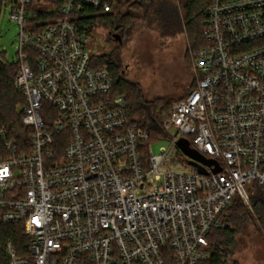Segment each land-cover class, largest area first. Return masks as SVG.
<instances>
[{
	"label": "built area",
	"instance_id": "obj_1",
	"mask_svg": "<svg viewBox=\"0 0 264 264\" xmlns=\"http://www.w3.org/2000/svg\"><path fill=\"white\" fill-rule=\"evenodd\" d=\"M36 0H0L20 26V144L0 125V224L20 225L9 264H201L209 234L236 197L264 194V0H207L204 44L191 49L195 87L172 105L161 154L115 95L107 66L75 22L114 1L63 0L33 21ZM192 48V47H191ZM214 160L202 175L179 142ZM257 185L254 194L248 188Z\"/></svg>",
	"mask_w": 264,
	"mask_h": 264
},
{
	"label": "trees",
	"instance_id": "obj_2",
	"mask_svg": "<svg viewBox=\"0 0 264 264\" xmlns=\"http://www.w3.org/2000/svg\"><path fill=\"white\" fill-rule=\"evenodd\" d=\"M109 1H114L113 13L87 9L83 14L75 16L74 20L78 27L89 38L94 31L102 28L121 32L120 36L123 40V33L128 30L129 24L136 22L142 12H145L146 19L159 22L164 28L169 24V16L165 12L152 11L155 0ZM171 1L176 3V0ZM127 4H129L128 10L122 12L120 9ZM180 4L182 31L186 32L191 47L198 49L204 44L202 32L207 0H182ZM62 5L63 0H36L30 9L33 11L34 20L52 22L61 17ZM133 8H137L136 12ZM2 10L3 4L0 2V14ZM97 61L100 66L109 67L114 80L113 93L127 98L132 122L148 134V141L142 145L143 151L151 141L166 138L167 132L164 128L166 117H163V112L168 109V104L160 105L158 101L145 99L139 86L130 83L122 76L119 61L114 55L107 58L97 57ZM18 72V64L9 65L0 58V125L8 129L10 137L24 144L28 140V130L23 125L22 113L18 111L25 102L24 95L15 87ZM254 201L252 213L239 197L235 198L233 205L223 213L221 226L213 229L209 234L210 257L201 264H232L230 259L234 256L238 236L245 234L252 222L264 226V194L259 192ZM9 240L14 242L21 256L27 252L29 239L24 236L23 228L20 225L0 224V264H9L5 254V243Z\"/></svg>",
	"mask_w": 264,
	"mask_h": 264
},
{
	"label": "rangeland",
	"instance_id": "obj_3",
	"mask_svg": "<svg viewBox=\"0 0 264 264\" xmlns=\"http://www.w3.org/2000/svg\"><path fill=\"white\" fill-rule=\"evenodd\" d=\"M181 1L176 0V4L171 0H155L153 3L152 11H163L169 16V24L165 28L159 22L146 19L145 12H142L136 22H130L121 43L116 41L121 32L99 28L91 35L88 45L90 53L96 57L114 55L119 61L122 76L138 85L145 99L158 101L160 105L168 104V109L163 112L166 120L173 102L185 97L196 84L191 59L193 47L186 32L182 31ZM128 5L120 10L126 12ZM9 14V8H4L0 14V58L17 66L20 26L10 19ZM18 111L21 112L22 107ZM150 143L156 155L170 145L166 140ZM256 188L255 184L248 188V192L254 194ZM234 252L230 259L232 264H264V226L257 222L249 224L247 232L238 236Z\"/></svg>",
	"mask_w": 264,
	"mask_h": 264
},
{
	"label": "water",
	"instance_id": "obj_4",
	"mask_svg": "<svg viewBox=\"0 0 264 264\" xmlns=\"http://www.w3.org/2000/svg\"><path fill=\"white\" fill-rule=\"evenodd\" d=\"M116 41L120 42L122 41L121 36H116ZM179 146L182 149V151L191 159L190 164L195 167L198 172L202 175H206L207 171L205 168H203L199 163H202L206 166H215V172H220L221 168L219 167L218 163L214 160H209L206 159L204 156H202L201 154H199L197 151H195L194 149H192L190 147V144L188 141L186 140H182L179 142Z\"/></svg>",
	"mask_w": 264,
	"mask_h": 264
}]
</instances>
